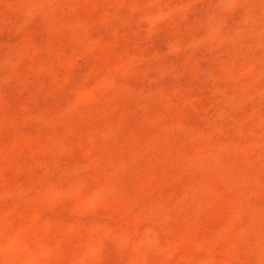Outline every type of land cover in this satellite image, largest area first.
I'll return each instance as SVG.
<instances>
[{"label": "rangeland", "instance_id": "obj_1", "mask_svg": "<svg viewBox=\"0 0 264 264\" xmlns=\"http://www.w3.org/2000/svg\"><path fill=\"white\" fill-rule=\"evenodd\" d=\"M0 264H264V0H0Z\"/></svg>", "mask_w": 264, "mask_h": 264}]
</instances>
